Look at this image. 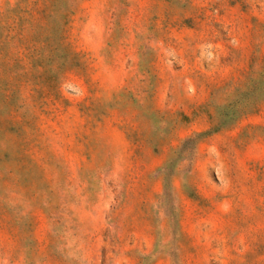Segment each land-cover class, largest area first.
Segmentation results:
<instances>
[{"label":"rangeland","instance_id":"374dc122","mask_svg":"<svg viewBox=\"0 0 264 264\" xmlns=\"http://www.w3.org/2000/svg\"><path fill=\"white\" fill-rule=\"evenodd\" d=\"M0 264H264V0H0Z\"/></svg>","mask_w":264,"mask_h":264}]
</instances>
